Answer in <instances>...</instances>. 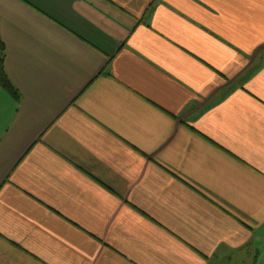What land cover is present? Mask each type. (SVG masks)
I'll return each mask as SVG.
<instances>
[{
    "label": "crops",
    "instance_id": "1",
    "mask_svg": "<svg viewBox=\"0 0 264 264\" xmlns=\"http://www.w3.org/2000/svg\"><path fill=\"white\" fill-rule=\"evenodd\" d=\"M0 264H264V0H0Z\"/></svg>",
    "mask_w": 264,
    "mask_h": 264
},
{
    "label": "trees",
    "instance_id": "2",
    "mask_svg": "<svg viewBox=\"0 0 264 264\" xmlns=\"http://www.w3.org/2000/svg\"><path fill=\"white\" fill-rule=\"evenodd\" d=\"M0 88L4 90L11 98L18 100V94L11 84L5 70V46L0 39Z\"/></svg>",
    "mask_w": 264,
    "mask_h": 264
}]
</instances>
